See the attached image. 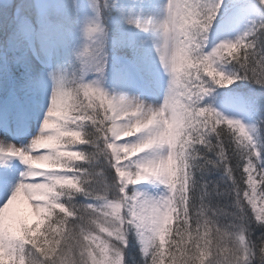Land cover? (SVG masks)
I'll return each mask as SVG.
<instances>
[{
  "label": "snow or ice",
  "instance_id": "1",
  "mask_svg": "<svg viewBox=\"0 0 264 264\" xmlns=\"http://www.w3.org/2000/svg\"><path fill=\"white\" fill-rule=\"evenodd\" d=\"M248 6V0H229L227 5L225 0H168L166 16L159 23L127 20L138 30L154 29L163 36L156 52L170 79L162 104L155 107L117 97L103 87L108 67L104 12L110 0L92 2L96 19L85 24L83 35L88 43L77 56L81 75L70 81L57 71L72 39L57 19L71 14L68 6L37 5L34 14L17 10L12 40L21 51L24 83L13 98L6 122L30 119L34 107L45 111L40 97L49 81L52 91L42 128L28 145L0 139V160L18 159L26 166L19 178L7 169L0 171V250L7 264H58L66 240L85 212L107 213L119 220L114 237L89 234V241H94L88 248L91 264H105L106 257L98 255L100 249L94 250L100 240L114 238L126 249L130 228L141 245L143 264H187L190 249L197 250L199 264H209L210 243L205 247L197 237L210 236L213 228L210 223L201 224L193 211L197 185L201 205L208 201L212 188L216 192L211 195L216 197L227 188L232 201L247 199L241 183H247L249 190H264V145L251 135L255 129L213 106L228 107L229 97L206 99L237 80L264 88V18L249 21L238 38L204 51L221 12L225 13L223 22ZM256 6L264 12V0H257ZM80 11L86 14L83 8L75 14ZM193 29L198 30L195 35ZM220 62L239 68L229 75L218 69ZM124 63L122 83L132 86L140 71L135 53ZM85 74L96 78L88 82ZM36 119H41L39 113ZM165 146L167 154L163 155L160 150ZM149 152L154 155H144ZM186 153L221 163L219 178H210L214 172L198 176L196 168L184 160ZM104 168L114 171L111 182ZM151 180L165 185L166 195L153 198L135 190ZM113 191L117 199L107 195ZM77 196L93 203H77ZM21 201L28 212L17 208ZM249 207L259 209L260 200H252ZM157 245L156 252H151Z\"/></svg>",
  "mask_w": 264,
  "mask_h": 264
},
{
  "label": "rangeland",
  "instance_id": "2",
  "mask_svg": "<svg viewBox=\"0 0 264 264\" xmlns=\"http://www.w3.org/2000/svg\"><path fill=\"white\" fill-rule=\"evenodd\" d=\"M131 0H110V7L104 12V26L108 32V67L106 69L105 79L103 81L104 89L117 97H120V87H126L129 90L130 99H137L138 91L134 86H124L122 79L125 72L124 60L131 58L133 53L137 51V34L130 31L132 25L127 23L129 18H132L131 7L132 4H128L126 7H120L124 3H129ZM168 1V0H167ZM93 0H0V92L4 93L0 95V122H2V113L8 101H13V98L20 94V89L23 86V68L20 63L21 51L17 50L12 40L13 32L16 28L15 16L18 9L26 12L35 13L37 5L47 6L53 3L66 4L71 12L66 18L58 17V21L66 28L72 36L70 47L67 55L64 58L62 64L58 67L57 71L60 75L64 76L66 81H70L73 78H79L81 75V64L77 59L78 54L83 50L88 41L85 40L83 35V28L86 23L94 22L95 16L91 11ZM102 2V0H97ZM229 0H225L227 5ZM248 7L240 12L234 13L228 16L222 22L221 17H225V13L222 11L218 16L216 22H214L212 29L209 33V39L207 41V47L204 49L205 53L212 50V48L219 42L227 39L234 40L242 35L246 30L249 21L264 18V12H262L256 5L257 0H248ZM86 9L80 11L79 15L75 13L79 9ZM166 11L164 13V18ZM121 21V22H119ZM147 39L151 45V49L148 51L147 61L150 63V73L161 76L163 80L160 83L163 84L166 90L170 77L163 70L156 49L163 44V36L158 31H153ZM124 59V60H123ZM219 70L225 71L226 74L231 75L233 71L239 68L236 64H228L226 62H220L217 65ZM96 77L91 74H85V79L91 82ZM134 84V83H133ZM136 85V84H134ZM11 86V87H10ZM137 86V85H136ZM10 87V90H9ZM241 88H247L246 94L249 95V104L253 108H249L246 104L245 95L240 91ZM9 90V91H7ZM243 90V89H241ZM6 91V92H4ZM52 91V82L48 83V90L40 97V104L43 105L45 111H41L39 107H34L31 110V118L25 120L27 124L34 123L41 120L46 115V109L50 107V94ZM229 97L230 105L223 107L219 104H213L218 111L228 118L240 119L246 127L249 129H255L251 132L254 140L258 145H263L261 141V124L264 122V88L259 87L255 83L248 80H237L236 83L229 88L219 89L217 88L212 97L206 98L211 101L214 98ZM39 113L41 119H36V114ZM36 123V122H35ZM3 124V123H2ZM1 125V123H0ZM0 126V139L7 140L10 135L5 132H1ZM36 132V133H35ZM28 135L26 138L29 141H22L25 137L17 140V145H28L31 139L38 133L35 131ZM136 139V137L132 138ZM124 143V141H121ZM165 153L167 154V147L165 146ZM11 159L0 160V168L10 165ZM17 165L22 168V171L26 170L24 164L18 159ZM107 179V178H106ZM109 182L112 180L107 179ZM156 180H151L149 185L153 189L152 192L156 193L160 197L166 195L167 188L164 186L158 187L155 185ZM158 187V188H155ZM139 186H135V190L138 191ZM158 196V197H159ZM77 203H93L92 201H86L83 196H77ZM17 208L21 212H28V207L24 202H18ZM128 246L125 249L126 260L128 264H131V259H141L142 254L139 251V242L133 235H129Z\"/></svg>",
  "mask_w": 264,
  "mask_h": 264
},
{
  "label": "clouds",
  "instance_id": "3",
  "mask_svg": "<svg viewBox=\"0 0 264 264\" xmlns=\"http://www.w3.org/2000/svg\"><path fill=\"white\" fill-rule=\"evenodd\" d=\"M197 31L193 29V34L195 35ZM184 160L196 168L198 176L222 172L221 163L215 160L201 161L187 153ZM240 186L241 190L245 191L247 199L230 200L227 188L223 189V195L216 197L211 195L216 192V189L212 188L208 201L203 205L198 199L199 184L194 190L193 211L199 214L198 221L201 224L210 223L213 228L210 236L197 237L205 247L210 243L213 255L209 264H264V190L261 192L249 190L247 183H241ZM100 191L101 189L97 186L96 192L99 194ZM107 195L112 199L118 198L115 191ZM256 199L260 200V208L252 211L249 205ZM98 232L105 233L107 237H114L119 233L118 218L107 213L104 215L82 213V220L74 226L70 238L66 240V246L61 253L62 259L58 261V264H91L88 248L94 241H89L88 236ZM257 232L258 235H256ZM129 235L138 239L135 229L130 228ZM139 246L142 254L141 245ZM157 247L158 245L153 247L151 252L155 253ZM183 247L189 248V245L184 244ZM96 248L100 249L98 255L106 257L105 264H128L125 249L121 248L116 239L100 240L95 244L94 250ZM121 252L124 253L123 257L120 255ZM31 259L35 261L36 257L33 255ZM186 260L187 264H199L197 250L190 249ZM0 264H7L2 250H0ZM131 264H143V255L139 260L132 258Z\"/></svg>",
  "mask_w": 264,
  "mask_h": 264
},
{
  "label": "bare ground",
  "instance_id": "4",
  "mask_svg": "<svg viewBox=\"0 0 264 264\" xmlns=\"http://www.w3.org/2000/svg\"><path fill=\"white\" fill-rule=\"evenodd\" d=\"M124 1L126 2V0ZM167 2H168L167 0H131L129 1V3L118 5V9L120 7L121 8L126 7L128 4H132V6H134L131 7V13H132L131 16L133 20L139 19L142 23H146L150 20L153 24H156L164 19V13L166 11ZM130 31L134 32L138 36L136 43L137 51L135 52V55H136V62L140 68V71L137 72L134 81V84H136L137 86L132 84V86H134L136 90L141 91V94L140 95L138 94L137 100L146 104H150L153 107L161 105L163 102L165 89L163 87V84L160 83L161 81L160 77L154 73L152 74L150 73L151 65L147 61L148 60L147 57H148V51L151 49V45L149 41L145 39L155 30L149 29V31L144 32L136 29L132 25ZM120 90H121L120 97L123 96L130 99L131 96L129 95V90L126 87H120ZM6 114L2 122H0L2 125L1 132H5L10 135L9 137L6 138L7 142L12 144H17L18 141L16 140V136L20 134L19 133L20 131L18 130L17 126L21 123V120L16 119L6 122L5 119ZM35 122L31 126H28L26 128V134L24 136L25 138L22 141L24 140L26 141L28 139L26 137L30 135L31 132L40 131V129L42 128V124H40L39 121H35ZM27 141H29V139ZM164 150L165 147L160 150V153L166 155ZM144 155H154V153L149 152V153H145ZM9 162L12 163V166L1 168L0 171H4L5 169H7L11 171L17 178H19L24 171H22V168L17 165L16 159H12ZM24 167L26 166L24 165ZM149 183L150 181H146L137 185L139 186L138 191L145 193L149 197L159 198L160 197L159 195L152 192L153 189L150 188L151 185H149ZM155 185H157L158 187L161 186L166 187L165 185L161 184L159 181H156Z\"/></svg>",
  "mask_w": 264,
  "mask_h": 264
},
{
  "label": "trees",
  "instance_id": "5",
  "mask_svg": "<svg viewBox=\"0 0 264 264\" xmlns=\"http://www.w3.org/2000/svg\"><path fill=\"white\" fill-rule=\"evenodd\" d=\"M243 89V91H247L248 89L247 88H241ZM261 141H262V144L264 145V125L261 124ZM104 174H105V177L106 178H110L111 180H113L115 174H114V171L112 169H109V168H104L102 169ZM211 179H218L219 178V174H214L212 177H210ZM173 227H175V224H173ZM259 233L257 232L256 235H258Z\"/></svg>",
  "mask_w": 264,
  "mask_h": 264
}]
</instances>
